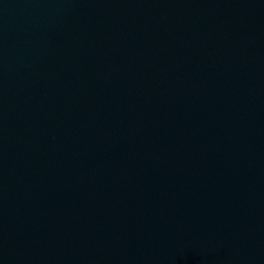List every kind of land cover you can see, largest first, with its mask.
Instances as JSON below:
<instances>
[{"label": "water", "instance_id": "1", "mask_svg": "<svg viewBox=\"0 0 264 264\" xmlns=\"http://www.w3.org/2000/svg\"><path fill=\"white\" fill-rule=\"evenodd\" d=\"M0 264H264V0H0Z\"/></svg>", "mask_w": 264, "mask_h": 264}]
</instances>
